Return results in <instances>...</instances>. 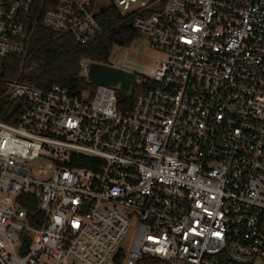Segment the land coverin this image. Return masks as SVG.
Segmentation results:
<instances>
[{
	"label": "built area",
	"instance_id": "2783aa9c",
	"mask_svg": "<svg viewBox=\"0 0 264 264\" xmlns=\"http://www.w3.org/2000/svg\"><path fill=\"white\" fill-rule=\"evenodd\" d=\"M100 1L0 0V264H264V0H108L156 54L107 65L122 110L23 78L38 25L84 46Z\"/></svg>",
	"mask_w": 264,
	"mask_h": 264
},
{
	"label": "trees",
	"instance_id": "16d2710c",
	"mask_svg": "<svg viewBox=\"0 0 264 264\" xmlns=\"http://www.w3.org/2000/svg\"><path fill=\"white\" fill-rule=\"evenodd\" d=\"M96 19L104 33L84 46L78 45L70 35H56L39 24L32 41L23 78L41 89L57 85L68 89L72 96L80 97L83 92L92 96L98 85L89 83L87 79L79 76V63L87 60L109 65V58L114 47H128L140 37L131 27L130 16H123L113 5L101 9ZM13 65V68H17L18 61L14 60ZM135 93L134 88L130 93L118 92V109L129 108ZM0 119L10 121L4 111H0ZM23 201L21 205L27 211L30 225L38 227L41 212L37 202L29 196L24 197Z\"/></svg>",
	"mask_w": 264,
	"mask_h": 264
},
{
	"label": "rangeland",
	"instance_id": "374dc122",
	"mask_svg": "<svg viewBox=\"0 0 264 264\" xmlns=\"http://www.w3.org/2000/svg\"><path fill=\"white\" fill-rule=\"evenodd\" d=\"M108 0H101L97 11L105 8L108 5ZM155 53L150 48L149 39L146 36L140 35L138 39L130 44L128 47H114L109 58V64L120 67L123 60L126 58L130 62H135L142 65H151L155 59ZM134 228H132L123 238L120 243V248L127 254L132 246L134 239Z\"/></svg>",
	"mask_w": 264,
	"mask_h": 264
},
{
	"label": "water",
	"instance_id": "95a60500",
	"mask_svg": "<svg viewBox=\"0 0 264 264\" xmlns=\"http://www.w3.org/2000/svg\"><path fill=\"white\" fill-rule=\"evenodd\" d=\"M87 81L99 86H119L120 91L130 90L132 75L120 69L112 68L107 65L91 63L87 73Z\"/></svg>",
	"mask_w": 264,
	"mask_h": 264
}]
</instances>
